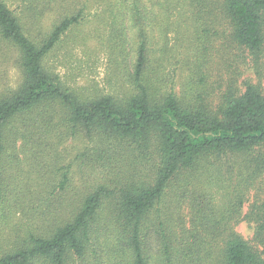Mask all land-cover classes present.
<instances>
[{"label":"trees","instance_id":"trees-1","mask_svg":"<svg viewBox=\"0 0 264 264\" xmlns=\"http://www.w3.org/2000/svg\"><path fill=\"white\" fill-rule=\"evenodd\" d=\"M19 3L15 16L0 0V41L16 51L21 74L16 90L0 94V226L32 204L5 181L18 142L43 153L59 120L106 143L109 163L120 156L128 164L112 170L113 187L99 184L73 202L61 199L8 231L0 264H264L262 89L248 82L240 92L229 82L218 102L200 95L182 102L173 90L161 94L147 74L155 32L165 56L168 35L178 39L186 26L191 37H205L209 57L212 42L224 40L223 50L230 40L260 76L264 0H77L74 10L65 0ZM87 7L103 9L109 49L133 54L130 88L119 96L87 99L43 65ZM56 9L51 28L39 30ZM209 173L229 185L221 208L197 189ZM243 222L252 228L250 240L235 229Z\"/></svg>","mask_w":264,"mask_h":264},{"label":"rangeland","instance_id":"rangeland-1","mask_svg":"<svg viewBox=\"0 0 264 264\" xmlns=\"http://www.w3.org/2000/svg\"><path fill=\"white\" fill-rule=\"evenodd\" d=\"M65 1H69V6L74 10L77 0ZM3 2L15 16L19 15V0ZM102 11L101 7H87L80 24L61 38L43 62L45 69L57 77L64 88L83 94L87 99L104 95L119 96L130 88L133 54L127 58L109 49L106 19H102ZM58 15L57 9L45 14L39 30L48 31ZM33 32L37 33V29L34 28L31 34ZM26 33L31 36L28 31ZM180 34L178 39L174 34L168 35L167 54L160 56L162 44L155 32V60L151 62L147 74L161 94L173 90L182 102L196 100L197 95L218 102L229 82L240 92L249 82L260 86L264 93V66L258 76L253 69L251 56L242 53L230 40L224 42L223 50L218 48L224 40L212 42L214 49L209 57L204 36L197 34L191 37L186 26L181 27ZM198 60L201 61L199 65L196 63ZM20 84L18 55L0 41V94L16 90ZM56 123V130L49 135V145L43 153L36 154L32 146L24 149L18 142L13 151L14 160L9 159L11 163L6 166L8 175L5 181L9 182L11 189L21 188L23 196L29 194L28 202L32 204L27 203L23 211L6 219L7 225L0 226V232L2 229L5 231L0 234V247L6 244L8 231L27 226L30 219H35L40 212H51L52 207L49 206L56 205L61 199L73 202L99 184L111 185L115 179L112 170L128 164L120 156L109 163L106 160V143L71 131L70 126L61 120ZM63 174L68 179L65 197L60 195L58 189ZM209 174L204 177L207 181L197 183V189L213 197L215 207L221 208L229 185L219 181L214 173ZM248 205H245L244 212ZM235 229L245 240H250L253 235L252 228L244 222Z\"/></svg>","mask_w":264,"mask_h":264}]
</instances>
